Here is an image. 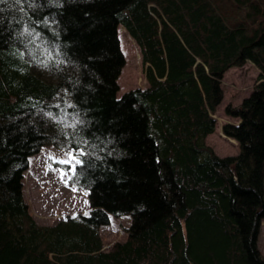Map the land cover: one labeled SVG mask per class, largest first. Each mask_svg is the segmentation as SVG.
Returning a JSON list of instances; mask_svg holds the SVG:
<instances>
[{
  "label": "trees",
  "instance_id": "obj_1",
  "mask_svg": "<svg viewBox=\"0 0 264 264\" xmlns=\"http://www.w3.org/2000/svg\"><path fill=\"white\" fill-rule=\"evenodd\" d=\"M119 26L149 84L120 98ZM248 61L259 83L223 126L240 152L221 158L222 80ZM46 146L83 153L91 208L50 226L24 191ZM263 221L264 0H0V264H264Z\"/></svg>",
  "mask_w": 264,
  "mask_h": 264
},
{
  "label": "rangeland",
  "instance_id": "obj_2",
  "mask_svg": "<svg viewBox=\"0 0 264 264\" xmlns=\"http://www.w3.org/2000/svg\"><path fill=\"white\" fill-rule=\"evenodd\" d=\"M128 34L129 32L126 33L119 26L121 48L126 58V63L118 79L120 90L117 96L119 98L130 90L144 89L149 86L140 47ZM260 73V69L250 61L241 66H234L225 73L222 80L224 99L213 115L216 119L215 131L206 139L207 145L221 158L237 156L240 152L238 143L235 140L234 143L231 142V138H228L223 131V126L226 123H238L239 121V119L226 114V107L229 104L240 105L259 83ZM68 153L76 155L81 151L75 152L70 149L46 146L31 159L30 168L25 173V197L32 214L40 225H55L67 216L88 214L91 210L89 192L71 183V165L59 164L51 159V157H55L56 160L69 159ZM51 169L67 172L68 175L62 180L60 171ZM131 225V217L113 218L111 224L101 231L106 248L116 242L127 240L126 229L130 228ZM258 245L264 257V221L262 222Z\"/></svg>",
  "mask_w": 264,
  "mask_h": 264
},
{
  "label": "snow or ice",
  "instance_id": "obj_3",
  "mask_svg": "<svg viewBox=\"0 0 264 264\" xmlns=\"http://www.w3.org/2000/svg\"><path fill=\"white\" fill-rule=\"evenodd\" d=\"M67 155L69 156V159L56 160L55 157H51V159H53L56 163H59V164H70L71 165L72 174H74L76 165L80 164L81 161L73 153H68ZM80 155H83V153L81 152ZM51 170L60 171V178L62 180L65 178L66 175H68L67 172H64V171H61V170H58V169H51ZM73 190H75V189H73Z\"/></svg>",
  "mask_w": 264,
  "mask_h": 264
},
{
  "label": "bare ground",
  "instance_id": "obj_4",
  "mask_svg": "<svg viewBox=\"0 0 264 264\" xmlns=\"http://www.w3.org/2000/svg\"><path fill=\"white\" fill-rule=\"evenodd\" d=\"M121 27H122V26H121ZM122 29H123L126 33H128L127 30H126L124 27H122ZM128 35H129V34H128ZM134 77H135V76H134ZM135 78H136V77H135ZM217 116H218V115H217ZM214 118H215V117H214ZM216 118H217V117H216ZM220 134L223 135L222 133H220ZM230 140H231V142H233V143L235 142L233 139H230Z\"/></svg>",
  "mask_w": 264,
  "mask_h": 264
},
{
  "label": "water",
  "instance_id": "obj_5",
  "mask_svg": "<svg viewBox=\"0 0 264 264\" xmlns=\"http://www.w3.org/2000/svg\"><path fill=\"white\" fill-rule=\"evenodd\" d=\"M226 135V134H225Z\"/></svg>",
  "mask_w": 264,
  "mask_h": 264
}]
</instances>
